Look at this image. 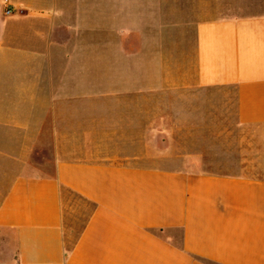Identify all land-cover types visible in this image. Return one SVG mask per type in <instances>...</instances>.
<instances>
[{
	"label": "crops",
	"instance_id": "obj_1",
	"mask_svg": "<svg viewBox=\"0 0 264 264\" xmlns=\"http://www.w3.org/2000/svg\"><path fill=\"white\" fill-rule=\"evenodd\" d=\"M7 5L0 264H264V0Z\"/></svg>",
	"mask_w": 264,
	"mask_h": 264
},
{
	"label": "built area",
	"instance_id": "obj_2",
	"mask_svg": "<svg viewBox=\"0 0 264 264\" xmlns=\"http://www.w3.org/2000/svg\"><path fill=\"white\" fill-rule=\"evenodd\" d=\"M13 13V10L12 8H10L8 5H7V0H5V6L3 8V14L4 16H10L12 15Z\"/></svg>",
	"mask_w": 264,
	"mask_h": 264
},
{
	"label": "rangeland",
	"instance_id": "obj_3",
	"mask_svg": "<svg viewBox=\"0 0 264 264\" xmlns=\"http://www.w3.org/2000/svg\"><path fill=\"white\" fill-rule=\"evenodd\" d=\"M164 147V145H162V148ZM180 146H177V148H179ZM192 147H194V146H192ZM198 147H200V146H198ZM205 148H206V146H204ZM210 148V147H209ZM212 164V166H210V167H207V168H215V160L211 163ZM198 168H201L200 166H198Z\"/></svg>",
	"mask_w": 264,
	"mask_h": 264
}]
</instances>
